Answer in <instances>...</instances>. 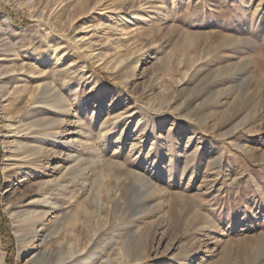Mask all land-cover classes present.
<instances>
[{"label": "rangeland", "instance_id": "obj_1", "mask_svg": "<svg viewBox=\"0 0 264 264\" xmlns=\"http://www.w3.org/2000/svg\"><path fill=\"white\" fill-rule=\"evenodd\" d=\"M61 1L0 0L12 23L8 49L18 50L0 45V213L13 237L9 255L0 230V264L35 260L20 254L30 242L19 215L30 169L19 148L29 141L15 133L43 111L29 116L25 91L13 89L32 77L19 70L29 57L48 60L47 81L65 85L71 108L64 143H45L52 168L72 167L73 112L81 111V239L98 209L99 258L126 250L142 255L136 264H264V0H87L85 15L73 2L49 28L67 30L69 54L75 34L93 41L100 57L84 49L70 62L84 61V76L56 70L50 41L60 34L30 16ZM131 56L134 71L121 64ZM67 187L73 212L71 180Z\"/></svg>", "mask_w": 264, "mask_h": 264}, {"label": "bare ground", "instance_id": "obj_2", "mask_svg": "<svg viewBox=\"0 0 264 264\" xmlns=\"http://www.w3.org/2000/svg\"><path fill=\"white\" fill-rule=\"evenodd\" d=\"M73 2H76L74 9H76L78 15H83L84 12H88L87 0H62L61 3L59 2L61 5L63 4L62 6L59 5L60 8L55 7L53 10L50 8L52 10L50 12L49 10H46L47 8L38 9L40 7L39 6L37 8L40 12L39 16L35 14H31L30 16L37 20L39 27L45 26V32H47V35L52 33L57 34L58 32V34H60L58 35L61 37L60 40L54 39L50 41V43L53 44L52 48L54 50L53 52H55L57 60V65L55 66L56 70L67 71V75L68 72H72V74H75V76H78L79 74L84 76V74L87 75V72H89L88 65L81 60L78 63L74 62L77 64V66H74V64H71L70 62L76 58H79V51L84 49H87V53H89L91 56H94L95 58L100 57L99 54H95L96 51L93 50L91 46L94 44L93 41L91 42L86 40V34H84L82 37H79L85 31L79 32L77 35L75 34V38L70 39L69 41L76 52L75 54H69L67 49L69 45H67V42L65 41L67 40V30L61 28L58 32H56L57 30L53 31L49 28V20L51 17L54 14H57L59 11L66 13L71 8V6L73 7ZM11 25L12 23L10 18L0 12V45L5 47L1 48H4V51L18 53V50L14 51L13 49H8L10 44L8 43V39H11ZM70 27L74 28L73 25ZM76 30L78 29L76 28ZM43 36L46 37V35ZM28 59H26V61L24 60L23 64L20 62L21 67L19 70L24 71L25 67L27 66L28 70L31 71L29 73L32 74V77L28 76L27 79L30 81L28 80L27 83H23L24 85L21 88L18 86L20 84L17 86L14 84L13 89L15 93L18 89H23V91H25L27 96L26 107L29 110V116L34 115L37 113V111H43V114L37 119H35L34 116L27 117L29 118L30 122H28L26 126L22 127V130L15 133L16 136H25L23 142L25 141V138L26 141H29V143L27 142L29 145L25 143L23 147L19 148L23 151V154H26L23 155L21 161L30 169V174H26L25 176L28 179L27 182H29V186L27 188L28 194L25 195V197L28 198L27 200H29V203L25 204V200L22 202V210L19 214L22 222H24V226L26 227L25 235L27 238H29L30 242L29 244H26V246L24 245V247L21 249V256H24L27 251H32V253L35 255V260L32 262L33 264H136L140 262L142 260V255H140V253L137 254L136 259H134V257H131L126 250L120 252L115 258H112L111 256H102V261L101 263L99 262V259L101 258H99L98 253L95 251V249H93L98 234L97 224L93 222V219L98 209L96 211L93 210L94 213L87 216L88 221L85 226L87 231L86 244L82 242V225H80V212L82 211V174L80 170V150L82 136L87 134V131L85 128L83 129L84 126L82 123L81 111L79 109H74L73 114L75 118V136L73 137V141L71 140L72 150L74 151V155L72 156L73 165L70 167V169L62 164L52 168L51 162L56 158H51L49 154L44 155L46 154L45 143L47 141L54 142L55 144L64 143L62 140V129L66 122L64 116L70 112L71 108L62 93L65 85L61 84L60 82L55 84L47 81L50 72V68H46L48 65V60H38L34 58L32 61H30ZM135 63L136 62H134L133 57L131 56L124 60V62L122 61L121 64L126 70L134 71L133 66ZM54 70L55 69H53V71ZM75 106L78 105L75 104ZM95 115L96 113L92 112L91 119H95ZM238 126L239 125L237 124L236 129ZM21 136L19 137L21 138ZM40 137H43L42 140L37 142ZM131 173L133 177H142L138 173ZM69 180L72 181V191L76 195L74 196L73 200L75 205V211L73 212H67L66 207H64V197L68 189L67 183ZM63 235L64 237L62 238ZM60 238L62 240L58 246H51V241L53 239H57L58 241ZM194 244L197 245V243ZM84 253H86V255H84ZM189 258H191V255L188 254L185 261H187ZM3 261V255H0V262L3 263Z\"/></svg>", "mask_w": 264, "mask_h": 264}, {"label": "trees", "instance_id": "obj_3", "mask_svg": "<svg viewBox=\"0 0 264 264\" xmlns=\"http://www.w3.org/2000/svg\"><path fill=\"white\" fill-rule=\"evenodd\" d=\"M0 154H1V149H0ZM1 183H2V179L0 174V184ZM0 218H1V226H0L1 234L3 236L4 243L7 246V249L9 250V255H12L13 237L10 234L8 221L3 213H0ZM9 264H11L10 260H9Z\"/></svg>", "mask_w": 264, "mask_h": 264}]
</instances>
